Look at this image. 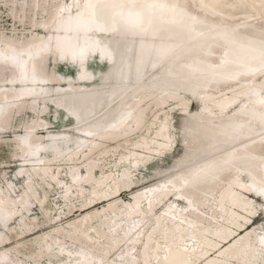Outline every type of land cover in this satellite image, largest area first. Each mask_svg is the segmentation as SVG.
<instances>
[{
    "label": "bare ground",
    "instance_id": "bare-ground-1",
    "mask_svg": "<svg viewBox=\"0 0 264 264\" xmlns=\"http://www.w3.org/2000/svg\"><path fill=\"white\" fill-rule=\"evenodd\" d=\"M15 1L7 5L12 31L0 32V143L20 130L10 163L18 164L23 190L13 196V182L1 185L0 173L7 216L0 219V264H14L11 239L37 233L30 217L41 204L40 181L66 202L75 193L82 200L63 214L68 228L60 215L49 219L53 234L24 250L32 259L58 250L65 263L57 264H264V229L255 216V200L264 204L256 191L264 177V0ZM161 46L169 49L164 60L141 62L143 51ZM64 62L73 75L51 70ZM48 106L52 122L44 118ZM174 110L181 122L171 133ZM24 112L35 119L13 126ZM57 127L65 130L52 131ZM121 141L129 146L117 152ZM177 142L180 155L156 169L153 181L138 186L128 173L104 171L114 160L113 167L128 162L137 172L170 157ZM63 167L69 186L58 179ZM201 167L203 181L190 199L191 185L177 177ZM11 226L20 230L13 237ZM75 241L79 251H66Z\"/></svg>",
    "mask_w": 264,
    "mask_h": 264
},
{
    "label": "rangeland",
    "instance_id": "rangeland-1",
    "mask_svg": "<svg viewBox=\"0 0 264 264\" xmlns=\"http://www.w3.org/2000/svg\"><path fill=\"white\" fill-rule=\"evenodd\" d=\"M8 2H4L3 0H0V32L4 33V34H8L12 31V24L8 22V6L10 4V0H7ZM17 1V0H16ZM14 6L15 7H20V3H16ZM24 1V0H23ZM51 4V2H50ZM29 9V8H28ZM26 14H30L29 10H27ZM50 45L53 44L54 40H50V38H47ZM89 65L93 66L94 71L97 70L98 65L95 64V61H93L92 59L89 60L88 62ZM51 70L56 72V73H60L62 75L68 76V75H73L75 73V68L72 66V64H69L68 62H64V64H59L56 66H53L51 64L50 66ZM102 69L104 68V66L101 67ZM194 100V99H193ZM195 102V101H194ZM198 108V105L195 103L190 102V109L192 111H196ZM57 117L59 118V126H61V123H65L64 121V117L63 114L58 113L56 114ZM55 116L54 110L52 107L48 106L46 113H45V121L47 122H52L53 121V117ZM171 128H170V132L174 133L177 132V128L179 127V124L181 122V117L179 116V113L177 112V110H174L171 112ZM35 119L34 116H31L27 113L24 112L23 116H21L20 118H15V120L13 121L12 125L16 126L18 124H24L32 119ZM148 121H153L154 119H152L150 116H147ZM65 129H63L62 127H57L56 129H52V131L55 132H62ZM13 132H16L15 134ZM67 133L69 135H71L73 138L75 137V135H73L72 130L67 131ZM20 130H11L10 133L5 135L4 141H2L0 143V173L1 172H5V179L3 178V180H1V185H5V182H13V190L12 193L13 196H18L22 190H23V179L20 178H16V174H17V170H18V164L16 163H10V155L11 153H17L18 150L16 148V142L14 140V138H12L13 136H17L20 135ZM40 134V133H39ZM146 135V134H145ZM176 140L179 141V137L177 135H175ZM116 145H120L117 152H123V149L125 147L129 146V142H124L121 141ZM182 144H179V142H177L175 145H172V147H170L169 149V153H171L170 157H166L162 162H158L157 158H153L150 160V162L147 164L146 168L145 167H139L138 171L135 172L134 166L128 164V162H121V163H117V167H113V165L115 164L114 160H110L106 163H109L106 167L104 171H113V174L116 177H120L121 174L123 173H128V177L130 180L132 181H137L138 182V186L146 183V182H150L153 181V178H150V176L154 173V171L156 169H165V168H170L172 166V163L174 161V158H177L180 155V151L182 150V148L180 147ZM49 155V154H48ZM47 155V156H48ZM42 158H44V156H42ZM12 159V158H11ZM12 161H14V159H12ZM5 162L7 163V168H2L1 167V163ZM105 163V164H106ZM132 168H131V167ZM29 169V168H27ZM67 171L66 167H63V172H61V174L58 176V179L62 180V182L65 184L67 183L69 186V181L68 178L66 177L67 174L65 173ZM20 177V176H19ZM146 177V179H144ZM47 182L45 181H40L39 183H35V187H36V193L39 195V197L41 198V204L37 205L35 204L32 207V216L30 217V219H35V220H31L30 222H37L39 223V226L36 228L35 232L36 234L31 235V236H19L17 238H13L10 240V245L7 246L8 250H9V254L12 257V260L15 262H19L20 264H38V263H34L35 261H40L41 264H57V263H65V260L62 259V255L59 253H54L57 252L58 250L53 251V254L49 255V252L46 253V256L44 255V257H42V259H32L29 256L24 255V250H27L28 247H32L33 249L37 250L39 249V246L36 245L37 241L39 240V238H41L42 236H44L45 234L51 233L53 234L52 228L53 225L55 224V222H50L49 219L51 217L54 216H61L62 217V222H63V227L64 228H68L67 224H65L68 220L69 217L67 218L66 216H64V213H67V211L69 209H71L72 207L79 205L80 201L82 200L81 196H77V193H75L74 195L70 196L67 199L62 200V195L60 194L61 190H58L57 187H55L54 185L48 187ZM6 187V185H5ZM74 190V189H73ZM84 196L86 198L90 197V193L89 191H86L84 193ZM120 198L122 200H128L131 199L130 195L128 193H123ZM79 199V202L78 200ZM65 202V203H63ZM255 205L257 207V214L255 215L256 217L258 215L259 218L256 219V227L260 228V230L264 229V211H262L260 209V202L258 200H255ZM46 208V213H44L43 208ZM76 216V215H75ZM75 216L71 217V222L74 221ZM255 217V218H256ZM57 222V221H56ZM90 223L96 224V220H90ZM119 230V229H118ZM126 226H123L118 234L120 237L124 236V233L126 232ZM20 230L18 227L15 226H11L9 230H6V233L9 237H13L15 234L19 233ZM57 239H59L60 241H66L64 236H57ZM101 244H99V246L103 245V241H100ZM9 244V242H8ZM75 247H73L72 249L69 248L68 246L64 245V248H66V251H71L72 253H74L76 250L79 251V248L81 245V242L79 241H75V243L73 244ZM93 245V243H92ZM77 248V249H76ZM54 249V246H53ZM38 253V252H36Z\"/></svg>",
    "mask_w": 264,
    "mask_h": 264
},
{
    "label": "snow or ice",
    "instance_id": "snow-or-ice-1",
    "mask_svg": "<svg viewBox=\"0 0 264 264\" xmlns=\"http://www.w3.org/2000/svg\"><path fill=\"white\" fill-rule=\"evenodd\" d=\"M161 7H163V5H161ZM227 38L230 39L231 38L230 35ZM259 50L261 54L264 55V40L260 41ZM168 53H169V49L163 46L155 49L154 51L146 50L142 52L141 62H143L145 58H150L155 63H160L162 60H164L168 56ZM75 55L77 54L74 53V56ZM78 55L80 56V58H83V52H80ZM261 71H264V68H261ZM77 115L79 114L77 113ZM118 116H119V119L116 121L117 123H119L121 120L125 118V114L122 112L119 113ZM104 130H107V129L105 128ZM86 135H95V133L87 132ZM24 142L27 143V137L24 138ZM223 163H227V160H223ZM203 171H205L203 167L194 168V169L187 170L181 176L177 177V179L182 180L184 184L191 185L192 192L188 194L190 199L195 197L196 191L198 190V185L202 183L203 181V177L200 175V173ZM256 191L258 192L259 195L264 196V177L260 179V184H259V187L256 189ZM260 209L264 211V204L260 205ZM0 219H3L4 222L7 221V216L3 213L2 210H0ZM14 264H19V262H14ZM77 264H79V262H77ZM105 264H107V262H105Z\"/></svg>",
    "mask_w": 264,
    "mask_h": 264
}]
</instances>
